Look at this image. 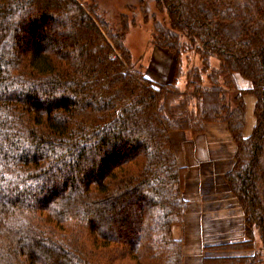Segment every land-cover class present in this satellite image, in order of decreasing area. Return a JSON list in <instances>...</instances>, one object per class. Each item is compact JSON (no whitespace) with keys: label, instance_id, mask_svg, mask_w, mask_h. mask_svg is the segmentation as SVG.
<instances>
[{"label":"trees","instance_id":"1","mask_svg":"<svg viewBox=\"0 0 264 264\" xmlns=\"http://www.w3.org/2000/svg\"><path fill=\"white\" fill-rule=\"evenodd\" d=\"M85 1L0 0V264H185L190 170L172 135L212 127L235 148L223 178L241 217L201 264H264V0L127 7L176 56L164 85L126 47L134 19L113 28Z\"/></svg>","mask_w":264,"mask_h":264},{"label":"rangeland","instance_id":"2","mask_svg":"<svg viewBox=\"0 0 264 264\" xmlns=\"http://www.w3.org/2000/svg\"><path fill=\"white\" fill-rule=\"evenodd\" d=\"M91 1L99 5L100 13L113 28H118L120 15H126L130 20L134 19L125 40L133 62L137 68L142 67L152 81L162 85L170 83L176 56L153 45L152 20L145 23L138 11L133 13L126 9L137 7L139 0H86L85 2ZM148 1L154 10L155 0ZM158 17L162 18L160 14ZM182 59L184 71L200 63L195 56H190V58L185 56ZM213 62L218 64L217 61ZM178 86L180 89L184 88L185 76L180 78ZM249 86L247 81L239 80L240 88L247 89ZM251 97L254 96H247L248 128L255 123L254 111L249 109L248 100ZM208 134L210 141L207 138L189 139L181 134V139L177 140L178 145H174L180 166L190 170L186 181L187 197L190 202L189 213L185 220L186 225L184 223L185 227L174 229L178 239L182 236L186 238V233H195V236H190L192 243L189 241V244L185 246L186 264H201L203 247L207 243L214 244L232 239L234 230L231 221L232 219L238 221L241 217L238 204L231 197L223 178L224 174L232 168L234 145L229 142L226 129L223 127L209 128ZM202 187L205 196H202ZM238 236L243 235L238 233Z\"/></svg>","mask_w":264,"mask_h":264},{"label":"crops","instance_id":"3","mask_svg":"<svg viewBox=\"0 0 264 264\" xmlns=\"http://www.w3.org/2000/svg\"><path fill=\"white\" fill-rule=\"evenodd\" d=\"M245 101H246V106H247V111H248V102H247V97L245 98ZM249 103H250V105H249V109H253V111H254V104H255V98L254 97H251V98H249ZM251 104H253V106L251 107ZM254 124L255 123H253V125H250L249 126V128H248V125L246 126V129H245V136H249L250 134H251V131H252V129H253V126H254ZM227 135V134H226ZM178 137V138H177ZM187 137V136H186ZM188 138V137H187ZM178 139H181V134L180 133H175V134H173L172 135V140H173V142H174V145L176 144V145H178V143H177V140ZM189 139H192V138H189ZM190 141H192V140H190ZM209 141H210V139H209ZM207 168H208V166H206ZM201 170V169H200ZM205 181V180H204ZM203 181V182H204ZM187 194H188V192H187ZM202 229H204L203 227H201ZM191 235H194L195 236V233H193V234H189V233H186V238H184V241H185V244H184V250H185V246H187L188 244H189V241L191 242ZM195 240V238L193 237V241ZM197 242H199V241H197ZM192 243V242H191ZM185 259H186V257H185ZM185 264H186V260H185Z\"/></svg>","mask_w":264,"mask_h":264}]
</instances>
